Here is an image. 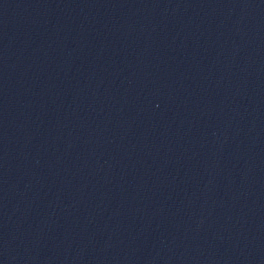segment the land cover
<instances>
[{"label": "water", "instance_id": "water-1", "mask_svg": "<svg viewBox=\"0 0 264 264\" xmlns=\"http://www.w3.org/2000/svg\"><path fill=\"white\" fill-rule=\"evenodd\" d=\"M0 264H264V0H0Z\"/></svg>", "mask_w": 264, "mask_h": 264}]
</instances>
